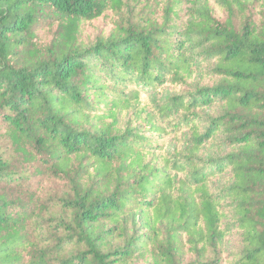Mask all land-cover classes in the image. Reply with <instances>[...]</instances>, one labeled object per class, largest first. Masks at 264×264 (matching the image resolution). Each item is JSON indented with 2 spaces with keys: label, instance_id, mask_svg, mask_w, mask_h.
<instances>
[{
  "label": "trees",
  "instance_id": "1",
  "mask_svg": "<svg viewBox=\"0 0 264 264\" xmlns=\"http://www.w3.org/2000/svg\"><path fill=\"white\" fill-rule=\"evenodd\" d=\"M0 264H264V0H0Z\"/></svg>",
  "mask_w": 264,
  "mask_h": 264
}]
</instances>
